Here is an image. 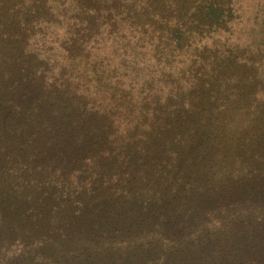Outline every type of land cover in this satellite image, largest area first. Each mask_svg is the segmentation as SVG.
Returning <instances> with one entry per match:
<instances>
[{"label": "rangeland", "instance_id": "rangeland-1", "mask_svg": "<svg viewBox=\"0 0 264 264\" xmlns=\"http://www.w3.org/2000/svg\"><path fill=\"white\" fill-rule=\"evenodd\" d=\"M7 188L0 264H264V0H0Z\"/></svg>", "mask_w": 264, "mask_h": 264}, {"label": "trees", "instance_id": "trees-1", "mask_svg": "<svg viewBox=\"0 0 264 264\" xmlns=\"http://www.w3.org/2000/svg\"><path fill=\"white\" fill-rule=\"evenodd\" d=\"M7 189L9 190L8 192H3L0 195V202L5 203L8 206L9 203L11 202L12 192L14 191V189L13 188H7ZM25 195H27L26 192H25Z\"/></svg>", "mask_w": 264, "mask_h": 264}]
</instances>
